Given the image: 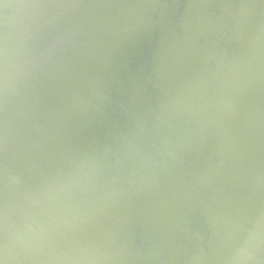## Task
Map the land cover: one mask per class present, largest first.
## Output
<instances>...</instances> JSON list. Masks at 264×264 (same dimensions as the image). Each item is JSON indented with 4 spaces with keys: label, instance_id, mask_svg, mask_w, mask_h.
Returning a JSON list of instances; mask_svg holds the SVG:
<instances>
[{
    "label": "water",
    "instance_id": "95a60500",
    "mask_svg": "<svg viewBox=\"0 0 264 264\" xmlns=\"http://www.w3.org/2000/svg\"><path fill=\"white\" fill-rule=\"evenodd\" d=\"M260 232L264 0H0L3 264H230Z\"/></svg>",
    "mask_w": 264,
    "mask_h": 264
},
{
    "label": "clouds",
    "instance_id": "9594fccd",
    "mask_svg": "<svg viewBox=\"0 0 264 264\" xmlns=\"http://www.w3.org/2000/svg\"><path fill=\"white\" fill-rule=\"evenodd\" d=\"M26 7L29 8H47L48 5L45 4H38V5H27ZM5 54H7V50L5 49ZM264 239V233H258L254 236L253 239L250 240V246L253 249L252 252H249L247 255L243 256V257H239V256H233L231 258L230 264H250L251 261L255 260L256 257L254 255V250L259 246L260 241ZM89 260H94L95 258L93 257H89ZM0 264H3V261L0 260Z\"/></svg>",
    "mask_w": 264,
    "mask_h": 264
}]
</instances>
